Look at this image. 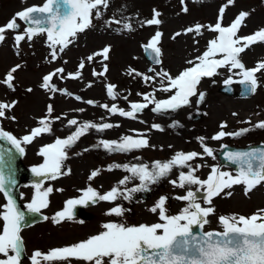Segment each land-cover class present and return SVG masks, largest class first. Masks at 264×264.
<instances>
[{"label":"rangeland","instance_id":"1","mask_svg":"<svg viewBox=\"0 0 264 264\" xmlns=\"http://www.w3.org/2000/svg\"><path fill=\"white\" fill-rule=\"evenodd\" d=\"M45 2L46 0H0V26L6 25L16 13L28 7L42 6ZM105 3L106 6L102 4L93 9L89 26L70 38V43L63 50L59 45L50 46L51 42L45 33L35 34L29 39L24 31L26 26L21 20H17L22 27L21 30L7 31L4 34L5 39L0 41V82L4 81L13 67L19 65L17 71L13 73L12 89L0 83V102L14 103V107L8 110L12 113V117L10 122L6 121V128L11 130L12 135L17 139H22L30 134L33 128L40 127L38 123L40 119L48 118L51 121L50 133H43L32 143L21 145L24 152L18 161V168L23 174L21 199L26 211V205L33 198V185L26 173L31 168L39 167L44 163V157L39 154L40 149L55 143L58 138L66 139L85 122L96 125L110 123L114 127L104 131L89 129L66 149L68 159L63 161L62 174L54 180L51 179L54 196L65 191L68 192H65L66 195L71 194L69 192H73L76 187H86V191L89 187H93L100 194L117 187L121 192L128 193V190L137 187L140 181L123 167H115L116 165L147 164L151 169L154 162H168L179 152L200 154L189 164L196 169L194 174L200 180H207L212 159L203 154L201 146L202 143L207 144L211 122L219 124L221 120H228L229 128L235 130L236 127L245 124L246 117H253L256 121L264 119L263 85L258 94L248 100L222 96L218 88L229 76L223 72L216 81H212L215 84L220 82L216 85L217 88H212L208 80L201 81L197 90L205 93L206 97L202 102L198 101V97L191 99L192 106L189 108L182 107L174 112L156 114L152 111L154 105L149 104L146 112L144 110L137 113L135 119H130L119 114L114 115L101 107L100 105L111 107L115 104L120 109L130 111V104L145 103L143 97L148 93H154L157 100L167 99L169 93L157 91L161 87V80L155 73L163 70L175 76L192 66L188 64L189 60L198 63L196 58L207 50L209 41L218 36L210 30V27L217 23L219 10L227 5V0H105ZM185 8L187 11H184ZM154 11L160 13L157 17L161 20L159 25L146 23L154 17ZM240 12H247L249 15L243 22L238 36L246 37L264 29V0H234L232 5H227L225 8L222 26L230 25ZM197 24L203 26L199 33H186V29L194 28ZM124 25L129 27L126 28ZM157 31L162 33L157 44L161 50L162 63L160 66H153L144 58L143 46L152 40ZM178 32L181 33L180 36L175 35ZM17 35H24L25 39L17 42ZM104 47H110L108 60L94 55ZM53 51L55 58L52 55ZM89 56H93L92 61L88 60ZM262 58H264V42H259L257 46L249 49L243 57L250 69L256 67ZM82 62L85 67L80 69L79 65ZM105 66L107 72H104ZM58 68H63L64 72L57 73L51 81L57 91L52 92L41 87L43 77ZM130 69L153 76L155 79L145 82L141 76L130 74ZM77 72L80 73L78 79L70 78V74L74 75ZM94 72H104V75H94ZM109 84L115 85L114 91L117 93L115 100L107 94ZM73 95L82 96L83 100L78 102ZM88 101L95 102L96 106L91 107ZM49 106L52 107L50 116ZM198 116H201L200 120ZM73 119L77 120V125L69 124ZM174 124L176 126H173ZM153 125H160L163 130L158 131ZM257 129L259 131L252 130L250 135H260L264 142V129ZM137 134H143L150 146L128 152H109L100 143V141H119L123 136L138 138ZM201 137L204 138L203 142L199 139ZM246 143L240 140L236 145L244 146ZM93 171H98L99 174L90 178ZM188 171V168L174 166L157 183L148 186L151 187L154 197L145 203L131 204V199H124L123 196H118L112 202L102 201V211L93 216V224L97 226L104 219H112L118 224H129L132 213L136 216L133 222L137 225L156 220L158 211L154 213L150 209L160 200L156 192L159 194L162 189L163 192L174 195L172 212L182 211L187 206V201L176 200L185 196L189 190L196 194L197 202L203 207H208L204 203L205 188L187 184L184 187H175L172 183L176 181L178 184L179 174ZM222 171L227 172L226 169ZM228 173L235 176L232 172ZM125 177L129 179L121 185L119 182ZM228 192H231V195H227ZM53 199L57 200L56 197ZM212 206L215 208V213L208 217L210 223L205 225V229L220 230L222 229L219 224L220 216H250L264 208V184L248 195H245L243 185H234L213 199ZM114 207H121L124 210L123 214L107 215ZM167 208L169 209L166 211L170 212L171 207ZM90 211L96 212L95 209ZM47 225L52 229L51 235L42 233V237H46L44 240L50 239L47 244L73 242L76 238L84 236L86 232L75 221L57 227L51 223ZM32 235L33 231L29 225L22 236L23 246L29 251L34 248Z\"/></svg>","mask_w":264,"mask_h":264},{"label":"snow or ice","instance_id":"2","mask_svg":"<svg viewBox=\"0 0 264 264\" xmlns=\"http://www.w3.org/2000/svg\"><path fill=\"white\" fill-rule=\"evenodd\" d=\"M233 3L234 0H227V5ZM102 4L106 6L105 0H46L42 6L28 7L16 13L6 25L0 26V41L5 39L4 34L7 31L17 29V20H21L32 25L24 30L29 39L37 33L46 32L47 39L51 42L50 46L59 45L60 49L63 50L70 43V38L75 37L78 32L84 31L89 26L93 9ZM226 6L220 8L217 23L210 27V30L217 33L218 36L209 41L207 50L196 58L198 63L189 60L188 64L192 66L185 68L175 76L163 70L155 73L156 77L161 80V87L157 91L170 93L167 99L157 100L154 93H148L143 97L145 103H131L130 111L120 109L115 104L111 107L109 105L100 106L114 115L119 114L130 119H135L136 114L146 109L149 104L154 105L152 111L156 113L174 112L189 105L194 96L202 102L205 93L197 90L201 80L218 75V70L221 68H228L229 71L239 69L242 79L238 83L245 86L246 92L254 93L258 86L256 74L264 70V61L259 62L256 67L248 69L241 61L240 55L252 45L264 42V29L246 37L238 36V32L249 13L240 12L230 25L222 26ZM184 11H187V8ZM159 15V12L154 11V17L146 23L159 25L161 23V20L157 18ZM124 27L128 28L129 26L124 25ZM201 27L203 26L199 24L194 28L189 27L186 29V33H199ZM161 35L162 33L157 31L152 40L145 46L146 51L151 50L154 53L156 63L160 62L158 57L161 50L157 44ZM175 35L180 36L181 33L178 32ZM24 39V35L16 36L17 42ZM109 53L110 47H104L94 55L108 60L110 58ZM52 55L55 58V51ZM218 56L221 58L218 59ZM88 60L92 61L93 56H89ZM18 67L19 65L13 67L4 81L0 83H4L9 89H12L14 87L13 73L17 71ZM84 67L82 62L79 68L83 69ZM107 70V66H105L104 72ZM149 71L155 70L149 69ZM63 72V68H58L55 72L44 76L41 87L56 92L57 89L51 84V81L53 76ZM104 72H94L93 74L104 75ZM129 72L141 76L145 82L155 79L153 76L136 72L135 69H130ZM79 75V72L74 75L70 74V78L78 79ZM225 83L232 84L233 80L230 77ZM114 89L115 85H107V94L113 100L117 96ZM88 103L94 102L88 101ZM12 107H14V103L0 102V118L5 117L6 111ZM51 113L52 107L49 106V116ZM38 123L40 127L33 128L30 134L25 135L22 139H17L15 136L0 130V140H7L17 152L22 154L24 152L23 147H21L22 144H30L36 137L52 131L51 121L48 118H42ZM77 123L75 119L69 121L70 125H77ZM112 127L114 125L110 123L96 125L85 122L66 139H56L55 143L40 149L39 154L44 157V163L39 167H34L32 169L33 174L36 177L53 180L58 178L62 174L63 161L68 159L67 148H70L89 129L95 128L97 131H104ZM221 127H226V125H221ZM254 127L264 129V121ZM153 128L158 131L163 130L159 125H153ZM249 130L245 128L235 133L220 131L212 139L220 140L225 135L240 136ZM137 137L123 136L119 141H100V143L109 152H128L150 146L148 139L144 138L143 134H137ZM199 139L201 142L204 140L203 137ZM202 148L208 156H213L212 149L203 143ZM199 155L196 152H179L168 162H154L151 169L147 164L116 165L115 167H123L125 171L138 178L139 186L128 190V193H123L119 188L113 187L104 194H100L89 187L81 199L68 200L62 211L57 212L51 218L44 216L43 219H51L54 223H60L74 219L73 209L77 205H87L97 201L112 202L118 196L130 199V193L147 191L150 184L157 183L174 166L188 168L189 171L179 174L178 184L176 181H172V183L178 187H184L187 184L205 188L204 203L208 207H203L201 203L197 202L196 194L189 190L185 196L177 198L187 201V206L180 214L169 216L166 215L164 207L165 198L161 197L158 203L150 209L154 213L158 211L161 222L137 226L109 222L102 226L104 231L85 240L52 249L46 254L36 251L32 256V264H41V260L55 262V264H72L73 261H83L84 264H264V208L250 216H220L219 224L222 226V231H201L199 234L193 231L194 228L202 230L206 224L210 223L208 217L215 213L212 201L225 189H231L234 185H243L244 193L248 195L257 186L264 184V150L250 149L248 151L228 152L225 159L238 166L237 174L233 176L231 173L213 167L207 180L203 181L194 174L196 169L189 164ZM11 161V153L8 154L7 159L3 154H0V193H3L7 198V203L3 206L4 211L0 214V220L3 221L2 228H0V256L4 257V259H0V264H21L23 239L20 233L23 226H29L25 213L19 210L12 195L15 179L11 169ZM5 169H7L8 175H5ZM98 174V171H93L90 178H94ZM128 179L129 177H125L119 183L124 185ZM33 187L35 194L31 202L26 205L27 212L40 214L42 209L48 207V197L53 189L51 187L43 188V180L34 184ZM227 195H231V192H228ZM123 211L121 207H114L109 210L107 215L120 216ZM10 253L12 254L10 255Z\"/></svg>","mask_w":264,"mask_h":264},{"label":"flooded vegetation","instance_id":"3","mask_svg":"<svg viewBox=\"0 0 264 264\" xmlns=\"http://www.w3.org/2000/svg\"><path fill=\"white\" fill-rule=\"evenodd\" d=\"M244 121H245L246 125L245 124L242 125L243 129L247 128L250 130L248 132L244 133L243 135L237 136V138L239 140L246 141L247 142L246 145L255 144V143H257V144L263 143V140H262L260 135H255V136L250 135V132L252 130H258L256 127H254L255 125H257L255 123L256 120L253 117H251V118H244ZM211 123L212 124H210L209 128H208V133L210 136V140H209L210 146L209 147H210V149H212L213 156H214L216 153V150L214 147V143H213V139H212L211 134H213L216 131V129H217L216 126H218V124H216L214 122H211ZM228 141H230V139ZM215 163H216V161H215ZM18 177H19V174H18ZM31 177L33 179V185L36 183H39L41 180H43V185L45 184L43 186V188L51 187L52 189H54L53 184H50L51 182H53V180L43 178V177H36L33 173L31 174ZM43 188H42V190H43ZM85 188L86 187H83V188L82 187H76L73 190V192H69L71 194H67V195H66V193H68V192H66L64 189H59L61 191H65L66 193L65 192L57 193L56 196H54V192H52L49 195V197H48L49 206L47 207V211L49 213H47V214L45 213V215H43V213L45 212V209H42L40 215H38L37 220L32 224L33 225L32 226V231H33L32 237H33L34 248L31 249L30 251H29V249L23 250V254L21 256V264H32V256L36 251H40L42 254H46L52 249L61 248V247H65V246L77 243L79 241H82V240L89 238L90 236L97 235L100 232L104 231L105 229L102 227L104 224L109 223V222L114 223V220H112V219L111 220L104 219L103 221L100 222V224L98 223L97 226L93 224V216L96 215L98 212L102 211V208H103L102 201L89 203L87 205H77L73 209V213H74V219L73 220H65V221H62L60 223H54V222H50V221H52L51 219H49V220L43 219L44 216H48L49 218H51L57 212L62 211L66 205V202L71 197H78L77 199H81V196L84 195L83 189H85ZM94 190H96V188H94ZM96 191L98 192V190H96ZM141 192L142 191L130 193L131 204L145 203L142 201L143 194ZM156 193H157L156 196H160L163 194V197L165 198V203L170 204L174 199L173 193L169 194L167 192H163V189H162V192H160L159 194H158V192H156ZM34 194H35V188H34ZM148 195H150L151 198H153L154 197L153 191L152 190L148 191ZM53 197H56L57 200L54 201ZM4 202H5V196L3 193H0V214H1V211H4V207H3L5 205ZM93 209H95V211H96L95 213H92L93 211H90ZM147 214L151 215L148 212H147ZM134 217H136V216H134V214L132 213V215L129 218H134ZM74 221L78 222L79 227L82 229L84 228L86 232H84L85 233L84 236L76 238L73 242L69 241L67 243L56 242V243L47 244L50 239L44 240L46 237L45 236H44V238L42 237V233H45V232H46V235L47 234L51 235L52 229L48 228V225H47L48 223L49 224L51 223L53 226L57 227V226H60L64 223L65 224L74 223ZM2 224H3V221L0 220V228H2ZM90 225L93 227H90ZM33 229H35V231ZM41 230H43V231H41ZM34 232H35V234H34ZM0 259H4V257L0 256ZM76 263L84 264L83 261H73L72 262V264H76ZM41 264H55V262H48V261L41 260Z\"/></svg>","mask_w":264,"mask_h":264},{"label":"water","instance_id":"4","mask_svg":"<svg viewBox=\"0 0 264 264\" xmlns=\"http://www.w3.org/2000/svg\"><path fill=\"white\" fill-rule=\"evenodd\" d=\"M29 26L31 27L32 25H29ZM231 151L232 152H236V151H239V150L238 149H231ZM15 158H16V156L12 157V161L11 162H14ZM11 165H12V163H11ZM237 168H238V166H237ZM193 231H194V233L199 234L202 230L199 229V228H194Z\"/></svg>","mask_w":264,"mask_h":264}]
</instances>
